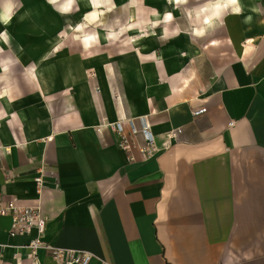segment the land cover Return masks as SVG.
I'll return each instance as SVG.
<instances>
[{"label":"crops","instance_id":"1","mask_svg":"<svg viewBox=\"0 0 264 264\" xmlns=\"http://www.w3.org/2000/svg\"><path fill=\"white\" fill-rule=\"evenodd\" d=\"M84 1L14 0L0 23V192L41 208L42 240L112 264H264V0L211 27L208 0ZM142 117L160 145L177 132L153 160L97 130ZM11 224L0 263L36 235Z\"/></svg>","mask_w":264,"mask_h":264},{"label":"built area","instance_id":"2","mask_svg":"<svg viewBox=\"0 0 264 264\" xmlns=\"http://www.w3.org/2000/svg\"><path fill=\"white\" fill-rule=\"evenodd\" d=\"M104 127L112 130L116 134L119 147L130 153L135 146L132 138L141 134L144 143L140 144V151L147 160H153V158H156V156L160 155L177 141V132L169 131L166 136L167 141L163 145H160L156 141L153 125L149 123L146 117L140 118V123L133 118L107 121L99 125L97 130L102 131ZM10 149V146L0 144V170H5L2 161ZM7 172L10 173L9 170ZM37 182L39 187H42L44 184V176L38 177ZM0 216H9L11 218V235H28V233L36 231V235L27 245L17 246L18 251L14 255L16 263L13 264H22V250L24 248H29L31 251V264H42L40 254L44 251L57 264H92L95 259L99 264H112L89 252L77 248H59L50 242L42 240L47 228V216L44 215L41 208L30 205L24 206L16 198L8 197L3 192H0ZM1 262L0 264H12L6 258H1Z\"/></svg>","mask_w":264,"mask_h":264},{"label":"clouds","instance_id":"3","mask_svg":"<svg viewBox=\"0 0 264 264\" xmlns=\"http://www.w3.org/2000/svg\"><path fill=\"white\" fill-rule=\"evenodd\" d=\"M70 3L71 0H69V4L65 5V11L68 10ZM15 7L14 0H0V23L7 25L11 21ZM229 8L233 14H239L242 11L239 0H215V2L208 0V3L199 9L198 15L207 14L205 23L211 27L212 21L221 19L222 14ZM248 19L250 20L251 18L249 17ZM198 34L202 35L203 30ZM0 38L7 40V32L0 33Z\"/></svg>","mask_w":264,"mask_h":264},{"label":"bare ground","instance_id":"4","mask_svg":"<svg viewBox=\"0 0 264 264\" xmlns=\"http://www.w3.org/2000/svg\"><path fill=\"white\" fill-rule=\"evenodd\" d=\"M84 2L85 3H89L91 5V0H85ZM96 15H97L96 10H93L92 13H91V16L95 17Z\"/></svg>","mask_w":264,"mask_h":264}]
</instances>
